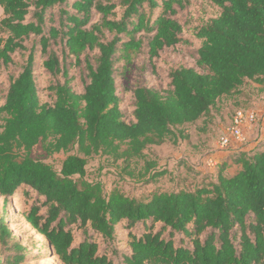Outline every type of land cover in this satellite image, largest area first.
Masks as SVG:
<instances>
[{
  "label": "trees",
  "instance_id": "16d2710c",
  "mask_svg": "<svg viewBox=\"0 0 264 264\" xmlns=\"http://www.w3.org/2000/svg\"><path fill=\"white\" fill-rule=\"evenodd\" d=\"M208 1L221 12L195 32L201 45L194 65L172 70L166 89L135 88L127 122L116 93V66L124 70L144 48L152 63L164 48L181 43L182 26L174 16L190 0H0V68L26 51L24 43L33 36L45 56L43 68L63 78L48 87L53 102L41 104L31 48L0 105V243H11L15 252L0 264L25 260L4 216L7 201L19 195H34L22 217L61 264H114L91 235L110 242L121 223L129 231L121 264H264V142L228 153L215 179L192 191L139 200L118 190L105 194L99 182L86 179L91 157L140 159L147 147L175 139V130L181 134L207 117L246 82L264 85V0ZM55 7L57 25L47 26ZM58 42L74 64L83 57L81 93L72 90L64 61L49 50ZM91 52H97L94 62ZM38 143L48 155L67 154L58 171L30 157ZM230 166L236 169L226 175ZM137 224L143 226L139 236L130 232ZM157 224L160 230L153 231ZM72 226L83 231L77 246ZM174 234L188 243H175Z\"/></svg>",
  "mask_w": 264,
  "mask_h": 264
},
{
  "label": "rangeland",
  "instance_id": "374dc122",
  "mask_svg": "<svg viewBox=\"0 0 264 264\" xmlns=\"http://www.w3.org/2000/svg\"><path fill=\"white\" fill-rule=\"evenodd\" d=\"M115 3L120 0H113ZM53 15L47 26L58 22V7L50 11ZM116 12L119 14L120 9ZM221 9L208 0H190L185 8L179 10L174 16L182 26V42L169 48H164L159 56L150 63L144 48L137 59L129 66L121 70V64L116 66L115 83L117 95L120 98L119 107L123 112L124 119L132 120L133 90L137 87H150L157 90L166 89L169 84V73L179 67H192L196 59V51L200 48L201 40L195 37L197 29L208 24L212 19L219 16ZM49 15V13H48ZM156 15V13H154ZM3 12L0 8V19ZM98 16L93 17V22ZM26 51L16 52L12 55L13 62L7 67L0 68V105L8 90L9 79L18 76L25 65L27 55L31 48L34 49L33 74L38 89V98L41 104H51L54 100L53 92L48 87L63 82L60 75L49 74L42 66L45 56L41 54L38 38L31 36L24 43ZM49 50L54 51L60 61H64L65 67L71 78V88L76 93L83 91L84 69L83 57L81 64H74L71 58L63 56V46L60 42L51 43ZM97 52L88 53L91 61ZM239 109L253 110L258 112L255 126L244 135L243 151H249L264 142V85L260 86L252 82H246L235 95L222 98L218 101L211 114L202 118L194 125H187L181 129V134L176 132V138H168L160 146H149L140 159H132L128 162L113 160L112 158L97 155L87 161L86 179L90 182H99L105 194L112 190H118L124 195L139 200H147L154 193L177 192L180 190H194L199 186L206 185L215 179L219 165L212 171H201L199 163L203 156L213 149L214 143L220 135L230 126L234 113ZM262 112H259V111ZM181 135V136H180ZM67 154L57 153L48 155L42 149L41 143L35 145L30 151L33 160L49 164L56 171ZM146 164L151 168L145 169ZM228 168L234 169L233 166ZM193 171H196L195 174ZM201 172V173H199ZM206 177V178H204ZM34 195L25 199L22 195L11 198L6 203V226L12 233L13 241L18 242L24 251L23 264H61L53 251L48 247L46 240L28 225L22 214L29 210ZM2 201L0 198V215L2 213ZM161 225L154 226L153 231L160 230ZM73 245L77 246L84 240L82 229L72 226ZM143 231V226L137 224L130 230L136 236ZM128 230L124 223L116 226L114 239L110 242L103 241L96 235L91 238L98 244L99 253L106 254L114 264H121V256L128 253ZM88 233L91 232L88 230ZM168 235V229L164 236ZM175 243L182 240L188 243L181 235L174 234ZM11 243L4 246L0 243V262L14 251H10ZM9 250V251H8Z\"/></svg>",
  "mask_w": 264,
  "mask_h": 264
},
{
  "label": "built area",
  "instance_id": "2783aa9c",
  "mask_svg": "<svg viewBox=\"0 0 264 264\" xmlns=\"http://www.w3.org/2000/svg\"><path fill=\"white\" fill-rule=\"evenodd\" d=\"M257 118L258 113L253 110H237L232 117L230 126L217 140L218 150L224 153L242 151L245 140L244 135L255 126ZM204 164L214 169L219 162L213 157H206L204 158Z\"/></svg>",
  "mask_w": 264,
  "mask_h": 264
},
{
  "label": "crops",
  "instance_id": "0c3cea01",
  "mask_svg": "<svg viewBox=\"0 0 264 264\" xmlns=\"http://www.w3.org/2000/svg\"><path fill=\"white\" fill-rule=\"evenodd\" d=\"M259 111V110H258ZM257 112V111H256ZM259 112H262V111H259ZM258 113V112H257ZM262 113H264V112H262ZM250 131V130H249ZM249 131H247L248 133H249ZM260 150H262V149H260ZM206 157H213V158H215L218 162H220V161H225L227 158H228V153H224V152H221V151H219L218 150V148H217V141H216V143H214V145H213V149L211 150V152H209V153H207V154H205L204 156H203V158L201 159V161H200V163H199V166H200V169H201V171L203 170L204 172H207V171H212L213 170V167H207L205 164H204V158H206ZM230 163H229V161H228V165H229ZM234 169L232 170V168H227L226 169V171H225V174L226 175H229V174H231V173H233V171L236 169L235 167H233ZM215 169V168H214ZM195 174H197V172L196 171H193ZM199 173H201V172H199Z\"/></svg>",
  "mask_w": 264,
  "mask_h": 264
}]
</instances>
